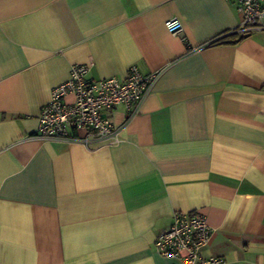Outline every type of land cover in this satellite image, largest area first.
Returning <instances> with one entry per match:
<instances>
[{"label":"crops","instance_id":"1","mask_svg":"<svg viewBox=\"0 0 264 264\" xmlns=\"http://www.w3.org/2000/svg\"><path fill=\"white\" fill-rule=\"evenodd\" d=\"M239 22L234 0H0V264H180L154 240L196 210L203 255L264 264V30L226 35ZM89 62L158 76L136 114L102 111L116 144L40 139L52 88Z\"/></svg>","mask_w":264,"mask_h":264},{"label":"built area","instance_id":"2","mask_svg":"<svg viewBox=\"0 0 264 264\" xmlns=\"http://www.w3.org/2000/svg\"><path fill=\"white\" fill-rule=\"evenodd\" d=\"M234 2L240 22L226 35L243 37L264 30V0ZM164 26L173 35L183 30L178 17L166 19ZM226 35L211 42L222 40ZM91 64H72L68 79L52 88L50 99L41 107L38 117L36 135L40 139L75 141L78 138L74 132L83 130L84 143L95 137L104 143L116 144L117 129L102 111L122 105L129 115L136 114L158 76L156 71L143 74L136 66H131L122 79L115 76L94 79L87 77ZM210 234L205 215L200 211H175L170 225L156 236L154 248L164 257L178 259L180 264H224L222 257L203 255Z\"/></svg>","mask_w":264,"mask_h":264},{"label":"trees","instance_id":"3","mask_svg":"<svg viewBox=\"0 0 264 264\" xmlns=\"http://www.w3.org/2000/svg\"><path fill=\"white\" fill-rule=\"evenodd\" d=\"M220 43H224L223 39L222 40H217V41H214V42H210L209 45H216V44H220Z\"/></svg>","mask_w":264,"mask_h":264}]
</instances>
